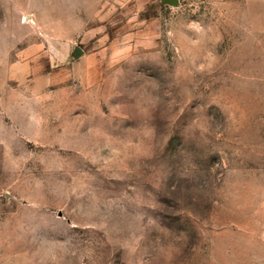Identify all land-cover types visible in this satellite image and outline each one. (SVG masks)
<instances>
[{
    "label": "rangeland",
    "instance_id": "rangeland-1",
    "mask_svg": "<svg viewBox=\"0 0 264 264\" xmlns=\"http://www.w3.org/2000/svg\"><path fill=\"white\" fill-rule=\"evenodd\" d=\"M0 0V264H264V11Z\"/></svg>",
    "mask_w": 264,
    "mask_h": 264
},
{
    "label": "crops",
    "instance_id": "crops-1",
    "mask_svg": "<svg viewBox=\"0 0 264 264\" xmlns=\"http://www.w3.org/2000/svg\"><path fill=\"white\" fill-rule=\"evenodd\" d=\"M141 5L139 4V8H143L145 3H149L153 0H137ZM163 2H168L167 0H162ZM225 1H247L248 3H251V9H261L264 11V0H225Z\"/></svg>",
    "mask_w": 264,
    "mask_h": 264
}]
</instances>
